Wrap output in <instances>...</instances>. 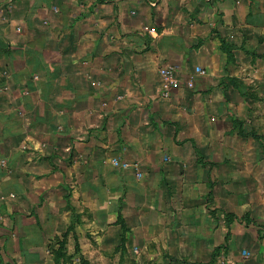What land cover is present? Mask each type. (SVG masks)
<instances>
[{"label":"crops","instance_id":"1","mask_svg":"<svg viewBox=\"0 0 264 264\" xmlns=\"http://www.w3.org/2000/svg\"><path fill=\"white\" fill-rule=\"evenodd\" d=\"M263 70L264 0H0V262L264 264Z\"/></svg>","mask_w":264,"mask_h":264},{"label":"rangeland","instance_id":"2","mask_svg":"<svg viewBox=\"0 0 264 264\" xmlns=\"http://www.w3.org/2000/svg\"><path fill=\"white\" fill-rule=\"evenodd\" d=\"M232 54V52H231ZM233 56V55H232ZM234 59L233 57L230 60V64L234 65ZM253 65H252V69H254V76L257 77V75H259V69L262 70L256 62V58L253 57L252 59ZM231 65V67H232ZM264 72V70H263ZM245 74V73H244ZM242 78H235V77H230L227 78L228 83L231 85V87H233L237 92V97L234 100L233 104L235 103L236 106H240L241 105L245 108L248 107L252 113L256 112L255 114L257 115H249L250 117V122L254 123V121L256 120V118L260 117V113L264 114V84H260L258 82L255 81V79H253L252 81H250L251 79L250 76H245L247 77L249 80L245 81L246 79L243 77V75H241ZM175 77V74H174ZM262 78L264 79V73H262ZM257 81H259V79H257ZM223 84V82L221 83ZM232 101L231 98L227 99V103ZM254 111V112H253ZM259 116V117H258ZM238 123V125H240V123H244V121L240 122L239 120L236 121ZM241 128H235V131L232 130L231 128H228L227 131H233V133H236V131H241V135L240 137L237 136V140H239L240 142L242 141L243 145L248 144L249 141H251V146L248 147V145H245L246 147L244 149H246V153L248 154H257V155H262L264 158V138L262 137H258V131H255L254 129H252L251 131H249L250 129H243L242 126H240ZM262 138V139H261ZM246 139V140H244ZM0 166L1 167H5L6 166V162L4 160L0 161ZM131 167H133L134 171H135V175H139L138 173V164L137 163H133V165H131ZM255 181V180H254ZM257 181H261L260 179H258ZM263 182V186H264V180ZM10 198L12 199V201H14V196L11 195ZM1 200H4L3 198ZM231 217L237 218L236 215L231 214ZM240 219H244L246 218V214H242L240 215ZM4 220V219H3ZM0 222H2V220L0 219ZM3 223V222H2ZM70 227H67V230L61 234V237L65 235V237H67V235L70 233ZM64 242H65V247L63 249V257L62 258H58L57 260L54 259L56 252L59 249V239L57 241L54 242H50V243H46V248H48V253L50 255V260L54 263V264H80L78 261V258H76V254L75 252L73 253H68V250L66 248L67 246V238H63ZM55 254V255H54ZM95 262H98L97 260H94ZM103 262L106 264H118L117 260L113 257H110L109 260H103ZM164 263V260H162V263ZM0 264H3L2 262H0ZM8 264H25L22 263L20 260H16L13 259L11 261L8 262ZM124 264H131V260L127 259L125 260ZM148 264H155L154 260H150L148 262ZM206 264H211L207 261Z\"/></svg>","mask_w":264,"mask_h":264},{"label":"built area","instance_id":"3","mask_svg":"<svg viewBox=\"0 0 264 264\" xmlns=\"http://www.w3.org/2000/svg\"><path fill=\"white\" fill-rule=\"evenodd\" d=\"M198 71L200 72V74H203V71ZM159 75L161 77L163 96L168 97L170 89L176 85L174 69L172 67L162 68L159 70ZM188 85L191 87V82H189Z\"/></svg>","mask_w":264,"mask_h":264},{"label":"trees","instance_id":"4","mask_svg":"<svg viewBox=\"0 0 264 264\" xmlns=\"http://www.w3.org/2000/svg\"><path fill=\"white\" fill-rule=\"evenodd\" d=\"M230 49L231 48L229 46H227L224 43H222L221 51L226 55L227 62L228 61L230 62V60L232 58V54H231V50ZM63 237L66 238L65 235ZM64 247H65L64 240L63 241H60L59 242V249L56 252V255L54 254L55 255L54 259L55 260H57L58 258H62L63 257V249H64ZM75 249H76V251L78 250L77 244H75ZM80 261L82 262V264H86L85 261L82 258L80 259Z\"/></svg>","mask_w":264,"mask_h":264}]
</instances>
